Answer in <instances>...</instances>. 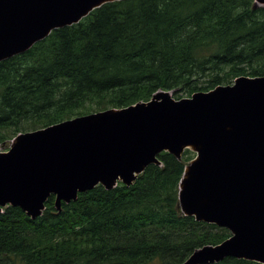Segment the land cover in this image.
Returning a JSON list of instances; mask_svg holds the SVG:
<instances>
[{
	"label": "trees",
	"instance_id": "1",
	"mask_svg": "<svg viewBox=\"0 0 264 264\" xmlns=\"http://www.w3.org/2000/svg\"><path fill=\"white\" fill-rule=\"evenodd\" d=\"M256 0H119L0 62V146L18 134L109 108L179 99L264 75V6ZM182 159L159 154L131 186L99 184L31 218L0 213V264H182L231 233L179 207ZM210 264H260L235 257Z\"/></svg>",
	"mask_w": 264,
	"mask_h": 264
},
{
	"label": "water",
	"instance_id": "2",
	"mask_svg": "<svg viewBox=\"0 0 264 264\" xmlns=\"http://www.w3.org/2000/svg\"><path fill=\"white\" fill-rule=\"evenodd\" d=\"M114 1L0 0V62ZM186 149L195 156L185 164L180 210L231 235L182 264L227 257L264 264V75L179 99L161 90L148 101L18 134L0 150V213L19 206L35 219L51 195L60 211L99 184L131 186L150 164H161L160 153L182 159Z\"/></svg>",
	"mask_w": 264,
	"mask_h": 264
},
{
	"label": "rangeland",
	"instance_id": "3",
	"mask_svg": "<svg viewBox=\"0 0 264 264\" xmlns=\"http://www.w3.org/2000/svg\"><path fill=\"white\" fill-rule=\"evenodd\" d=\"M10 144H11V142L8 145L0 146L1 147L0 150H7L9 148Z\"/></svg>",
	"mask_w": 264,
	"mask_h": 264
}]
</instances>
